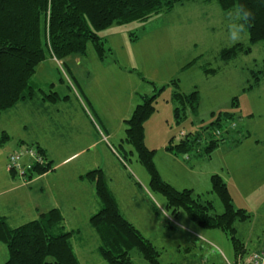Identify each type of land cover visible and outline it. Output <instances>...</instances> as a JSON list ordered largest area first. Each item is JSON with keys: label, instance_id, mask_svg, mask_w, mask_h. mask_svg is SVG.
I'll return each mask as SVG.
<instances>
[{"label": "rangeland", "instance_id": "1", "mask_svg": "<svg viewBox=\"0 0 264 264\" xmlns=\"http://www.w3.org/2000/svg\"><path fill=\"white\" fill-rule=\"evenodd\" d=\"M223 12L217 0L186 1L146 21L115 23L101 30L98 34L112 51V54L107 52L105 59L113 61L97 58L92 44L85 55L71 56V59H82V64L85 63L78 78L89 101L96 107L92 112L95 122L102 130L105 123L113 136L107 143L97 144L76 156L64 168L81 164V168L83 165L90 168L101 162L108 176L109 188L117 196L125 218L135 224L160 251V264H226V259L237 263L238 258L231 236L218 229L198 227L184 210L174 214L167 209L164 195L151 190V176L140 163L136 150L120 141L121 137L125 139L124 118L131 116L136 102L143 101L141 96L157 95L155 111L144 122V144L153 154L152 161L160 179L178 191L192 190L194 196H201L202 201L213 204L214 213L221 214L224 207L218 195L212 192L211 179L215 174L227 176L235 208L244 209L250 215L248 220L234 224L235 236L247 250L244 256L256 251L264 240V170L257 174V170L251 172L242 168L235 183L228 175L232 161L229 146L226 148L220 142L210 156L205 154L210 139H224L229 143L233 138L240 137L239 132L244 135V138L240 137L241 145L247 150L254 148L256 139L264 141V79L251 92L244 93L246 91L243 90L248 82H254V72L264 71V43L254 45L251 54L240 55L223 66L225 61L218 60L221 59L219 54L222 49L236 43H249L246 30L238 40L230 38V22L221 25L220 19L229 17L230 13L234 15L236 10ZM194 59L201 61L183 69ZM46 65L49 67V62ZM53 65L55 68L39 70L37 81L40 84L58 80L60 69L57 64ZM65 66L62 71L64 77ZM205 69H214L215 74ZM173 81L179 83L178 89L184 94L194 90L198 92L200 99L196 111L172 99L175 91ZM80 95L84 99L82 93ZM177 107L183 109L179 118L175 114ZM226 114L231 115L229 120L223 118L218 121ZM217 122L221 125L218 126ZM190 132L200 133L202 139L188 155L169 150L170 145L180 143L181 133ZM122 143L123 148L120 147ZM0 145V156L3 158H0V181L4 178L2 169L6 163L8 175H16L18 185L27 184L38 175L30 170L22 178L21 174L8 169V159L11 154L24 149L30 153L36 147L41 152L40 147L31 144L9 147L8 141ZM30 159L28 154H23L18 162L27 166ZM58 178L54 183V192L52 189L39 196L33 195L27 201L23 199L26 214L30 212L29 204H60L69 219L86 227L85 209L72 208L70 176L66 177L70 188L58 182ZM65 188L69 191L64 192ZM90 201H94L91 192L81 199V203ZM3 203L5 201L0 198V204ZM22 213L25 215L24 209ZM83 243H86L87 251L80 255L81 264L96 261L94 258L106 262L100 254L91 253L94 245L87 241ZM130 254L132 264H149L138 250L133 249ZM7 259V247L0 243V264H5Z\"/></svg>", "mask_w": 264, "mask_h": 264}, {"label": "trees", "instance_id": "2", "mask_svg": "<svg viewBox=\"0 0 264 264\" xmlns=\"http://www.w3.org/2000/svg\"><path fill=\"white\" fill-rule=\"evenodd\" d=\"M186 1L190 0H0V114L40 94L43 100L56 102L59 99L55 91H40L31 83L38 65L48 55L57 60L84 55L92 44L98 57L105 59L111 50L98 34L101 30L115 23L146 21ZM218 4L224 11L242 9L250 13L241 21L249 43H236L222 49L220 60L228 62L240 55H249L254 45L264 43V0H218ZM197 61L192 60L183 69L192 67ZM253 77L254 82H248L244 90L258 86L264 79V71L254 72ZM172 84L175 86L172 99L196 111L200 99L198 92L184 94L179 91L177 81ZM156 97H142L143 101L125 120L122 142L136 150L140 163L151 176V190L164 195L167 209L174 214L184 210L198 227L218 229L228 234L236 256H243L244 246L235 236L234 224L248 220L250 215L244 209L235 208L227 183L219 174L213 175L211 180L212 192L218 195L224 207L221 214L214 213L213 204L202 201L201 196H194L192 190L178 191L160 179L152 161L153 154L144 144V122L155 111ZM181 111L183 109L176 108V118L181 117ZM223 118L229 120L231 115L219 117L218 121ZM196 133H186L180 143L170 145L169 150L188 155L202 139L201 134ZM220 142L224 139H210L205 154L210 156ZM50 167L48 162L46 167L36 165L31 170L42 174ZM83 178L94 183L101 203L100 210L90 218V225L100 238L98 252L106 264H132L130 252L133 249L138 250L149 264H160V251L120 212L103 171L92 170ZM72 235L73 232L64 229V217L58 209L16 228L0 217V243H4L8 250L5 264H80L72 247Z\"/></svg>", "mask_w": 264, "mask_h": 264}, {"label": "crops", "instance_id": "3", "mask_svg": "<svg viewBox=\"0 0 264 264\" xmlns=\"http://www.w3.org/2000/svg\"><path fill=\"white\" fill-rule=\"evenodd\" d=\"M204 1L206 2V0ZM226 12L231 11H224L223 14H226ZM226 21L230 22L229 17H221V25H224ZM96 56L98 58L97 54ZM71 58L73 57L70 56L64 60H57L55 57L48 55L47 58L38 65L36 73L32 77V85L37 89H40V91L48 92L51 90L58 94L59 99L56 102L43 100L40 94L38 97L32 100L20 102L13 108L0 114V144L8 141L10 144L9 147H19L22 144L36 145L40 147L47 161L51 165V170L47 171L46 173L33 176V178L27 184L21 183L18 185L16 179L17 176H13L12 174H10V176L8 175L9 171L7 170L6 163L4 170L2 169L4 172V178L0 181V198L5 201V203L0 204V217H2L10 227L16 228L30 221L38 219L43 213L49 212L53 209H58L64 217V229L66 231L73 232L71 243L74 252L81 264L80 255L87 251L85 248L86 243L83 242L87 241V243H90V245H94L93 252L91 253H97L96 255L100 256V253H98L100 238L91 227L90 218L100 210L101 203L97 197L94 183L83 177L88 172L96 169L102 170L106 179H108V176L101 162L98 164H93L94 166L90 168H86L84 165L83 168H81L82 164L73 166V168L64 167L69 165L70 161L76 156L87 150L89 151L91 147H94L97 144H103L104 142L107 143L108 139L113 136V133L104 122V124H102L104 130H102L101 127L95 122L92 112L96 107L93 105L92 101H89L78 78L80 69L82 66H85V63L82 64L84 62L82 59ZM101 60L113 61V59ZM218 60L220 61V59ZM199 61H201V59H199ZM199 61H197L195 65H198ZM47 62H49V67L46 65ZM53 64H57L59 67L60 77L58 80H51L50 82H45V84H40L37 81L39 70L41 69L46 71L47 68H55ZM226 65L229 64L227 62L223 63V66ZM63 66H65L68 71H64L66 74L65 77L62 76V71L64 70ZM199 67L200 69L202 68V66ZM213 73L215 74V71ZM260 84L256 87H259ZM76 85H78L80 88L82 96L84 99H86V103L85 100L81 98V93L79 89H76ZM245 87L246 86L243 87V90ZM253 89L244 90L246 91L244 93L251 92ZM140 103L141 101L136 102L133 109H135ZM88 105L91 109H89ZM126 119L128 118H124V123ZM239 135L240 137L244 136L241 135L240 132ZM240 137L233 138L229 143L227 141L222 142V145L226 146V148L229 146V148L232 150V152H229V155L232 157V161L228 170V175L231 176L235 183L242 168L243 170L246 168L251 172L257 170V174L260 173L261 170H264V141L256 139L254 148L247 150L242 147L241 144L243 142L241 141ZM120 141H123L122 137ZM65 151H67V153H65ZM0 158L3 159L1 156ZM186 158L189 160L190 157L187 156ZM67 176H70L69 181H72L71 186L73 187L71 196L73 201L71 203L72 208L74 210L77 207L85 209L84 222L87 224L86 227L79 226L74 219H69L60 204H29L28 208L30 212L29 214H26L27 209H25L23 206V199L27 201L33 195L39 196L52 189L54 192V183L58 177H62L57 179L58 182L61 181V184L65 183L69 186V182L66 180ZM222 178L227 183L228 189L230 191L227 176L223 175ZM108 186L110 185L108 184ZM69 188H65L63 191L68 192ZM109 189L118 204L120 212L124 217H126L122 211L117 196L112 192L111 188ZM89 192H91V196L93 197L94 201L81 203L82 197H85V194ZM23 209L25 211V215L22 213ZM74 212L75 211L72 213V217H74ZM133 225L135 226V224ZM135 227L137 228V226ZM137 229L140 230L139 228ZM263 241L264 240L259 243L256 251L261 248ZM87 248L89 249L88 245ZM246 251V247H244V252L241 254L243 257H245L244 255H246ZM93 260L96 261H89L87 264H93V262H97V264H106V262L102 261L101 259L94 258Z\"/></svg>", "mask_w": 264, "mask_h": 264}, {"label": "built area", "instance_id": "4", "mask_svg": "<svg viewBox=\"0 0 264 264\" xmlns=\"http://www.w3.org/2000/svg\"><path fill=\"white\" fill-rule=\"evenodd\" d=\"M235 128L236 126L233 125ZM182 138L185 137L186 133H181ZM33 148V146H32ZM29 148V149H32ZM23 154H28L30 156V161L27 166H22L19 164V159ZM47 159L44 156L43 153L39 152L36 147L33 148V150H30V153L24 149L23 151H17L13 154L10 155L8 159V169L11 171H16V173L21 174L22 178L26 177V171H30L33 169L34 166L36 165H47ZM226 264H264V241L262 243L261 248L258 251L250 253L248 256H240L238 258L237 263H232L229 260H225Z\"/></svg>", "mask_w": 264, "mask_h": 264}, {"label": "clouds", "instance_id": "5", "mask_svg": "<svg viewBox=\"0 0 264 264\" xmlns=\"http://www.w3.org/2000/svg\"><path fill=\"white\" fill-rule=\"evenodd\" d=\"M249 16L250 13L243 11L242 9H237L234 15L231 13L229 14V35L233 41L238 40L241 36V33L244 31V25L240 21L247 19Z\"/></svg>", "mask_w": 264, "mask_h": 264}]
</instances>
